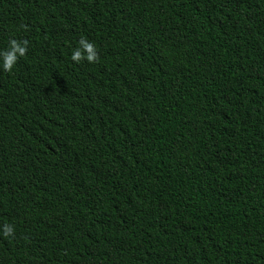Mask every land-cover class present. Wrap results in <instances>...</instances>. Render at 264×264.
Returning a JSON list of instances; mask_svg holds the SVG:
<instances>
[{"label":"trees","instance_id":"obj_1","mask_svg":"<svg viewBox=\"0 0 264 264\" xmlns=\"http://www.w3.org/2000/svg\"><path fill=\"white\" fill-rule=\"evenodd\" d=\"M10 38L0 264H264V0H0Z\"/></svg>","mask_w":264,"mask_h":264},{"label":"clouds","instance_id":"obj_2","mask_svg":"<svg viewBox=\"0 0 264 264\" xmlns=\"http://www.w3.org/2000/svg\"><path fill=\"white\" fill-rule=\"evenodd\" d=\"M26 46L27 41L10 38L7 42V46L0 49V69L4 71L11 70L18 58L24 56ZM96 58L95 45L83 37L78 40V46L73 48L70 54V59L77 63L81 59H85L91 63ZM12 231L13 229L11 226L4 225L2 234L7 236L11 234Z\"/></svg>","mask_w":264,"mask_h":264}]
</instances>
